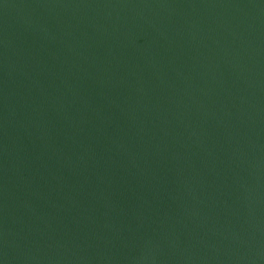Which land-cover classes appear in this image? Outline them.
<instances>
[{
	"label": "water",
	"instance_id": "1",
	"mask_svg": "<svg viewBox=\"0 0 264 264\" xmlns=\"http://www.w3.org/2000/svg\"><path fill=\"white\" fill-rule=\"evenodd\" d=\"M264 186V0H130Z\"/></svg>",
	"mask_w": 264,
	"mask_h": 264
}]
</instances>
